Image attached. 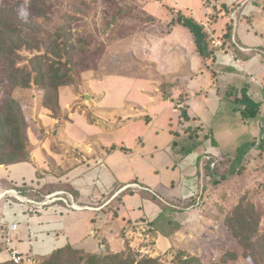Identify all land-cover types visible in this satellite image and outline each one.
Returning <instances> with one entry per match:
<instances>
[{
  "label": "rangeland",
  "instance_id": "374dc122",
  "mask_svg": "<svg viewBox=\"0 0 264 264\" xmlns=\"http://www.w3.org/2000/svg\"><path fill=\"white\" fill-rule=\"evenodd\" d=\"M17 1L21 2L24 17L41 16V7L44 13L51 12L50 15L55 17L52 15L54 0H44L39 5L35 0H0V7ZM72 1V6L65 9L77 17L71 24L72 40L78 44L72 55L82 81L79 85L61 89L63 111L68 113L69 121L58 128L57 122L52 120V111L39 106L41 89H36L37 92L29 89L14 90L13 94L21 102L34 143V158L43 161L39 163L34 159V166L24 164L25 174L29 168L33 170L35 167L36 175H32V180L25 176L19 177L14 188L7 187L6 191H0V201L22 200L28 205L26 201L30 198L23 196L20 188L30 187L42 193V201H68L71 211L86 209L85 206H91L90 201H97L98 206L105 204L113 208L121 205L117 214L113 210L106 213V216L87 218V230L97 234L101 231L95 237L82 238L79 231L75 234L77 236L72 237L75 247L88 252H99L104 240L108 242L110 250L116 252L125 246V240H129L133 250L142 255L157 257L174 247L171 252L184 250L200 255L207 262L209 248L215 244L237 250L240 253L239 264H253L243 256V249L221 222L225 214L221 212V207L229 209L246 193L253 195L252 200L264 209V152L249 154L251 161L246 163L242 174L212 185L203 193L200 205L184 209L179 219L186 224L187 229L178 232L171 244L158 243V235L146 232L150 226L147 221L159 213L157 202L140 201L138 196L120 198L121 192L129 186L134 192L145 187L172 203L185 202L197 192L202 184L197 177L200 169L197 153L178 160L170 148L174 137L170 127H178L179 114L175 108L178 105L186 108L185 101H188L192 114L199 117L198 120H191V123L214 131L218 145L214 147L208 141L207 152H214L217 158L228 156L230 159L223 162L221 172L229 169L238 146L261 137L264 127L262 119L241 120L233 113V104L223 96L227 87H233L237 80L244 77L227 74L226 70L221 72L225 68L219 64L216 66L219 73L216 72L215 77L213 69L208 70L210 60L202 62L199 58L194 59L196 53L199 57L200 54L189 29L172 22L183 15H207L204 9L213 6L214 1ZM219 1L231 9L230 12L219 14L226 24L223 29L225 33L227 27L233 25V34L243 43V30L249 28L252 35L256 33L253 40L262 41L264 0H258L263 5L261 7H257L253 0ZM61 2L62 7L69 3L66 0ZM204 22L207 23L206 19ZM220 26L216 25L215 31L219 32ZM248 51L256 55L255 50ZM227 60L235 63L230 57ZM260 67H264V61ZM251 72L238 74L254 82L256 86L251 92L263 101L264 111V73L257 76ZM9 90L0 87V105ZM181 96L185 97L184 102L178 101ZM153 116L156 124L149 126L145 122ZM95 154L96 157L88 156ZM75 162L76 167L73 165ZM43 167L61 171L48 172L54 174L51 177L43 171ZM100 167V174L92 176ZM131 180L139 183H129L115 190V183L121 181V186ZM69 182H73L72 185ZM75 186L98 188L99 192H91L85 196V200L84 197L76 199L70 193ZM116 195L117 199L111 201L112 196ZM134 199H137L135 201L139 205H136ZM72 201L85 202L80 203L82 207H76L79 203ZM123 201H128L127 206ZM48 207L50 205L45 206ZM65 207L61 204L60 209L64 211L61 215L66 212ZM122 212L127 213L126 218ZM33 214L29 213L27 218ZM162 258L165 260L164 256ZM171 258L172 253L166 259ZM39 260L42 261V258Z\"/></svg>",
  "mask_w": 264,
  "mask_h": 264
},
{
  "label": "trees",
  "instance_id": "16d2710c",
  "mask_svg": "<svg viewBox=\"0 0 264 264\" xmlns=\"http://www.w3.org/2000/svg\"><path fill=\"white\" fill-rule=\"evenodd\" d=\"M43 1L35 0V3L39 5ZM66 1L69 3L63 7V2L60 3V0L53 1L52 15L55 17L50 15L51 12L44 13L43 7H41V16L24 17L19 1L0 7V87L5 90L10 89L4 102L0 105V165L28 162L34 150V143L21 102L13 94L15 89H29L34 92H37L36 89H41L39 106L50 109L53 118L58 120V125L69 120L68 113L63 111L61 89L79 85L82 77L76 70L72 55L78 48V44L72 40L71 26L72 20L77 17L72 13H67V9L72 6L73 1ZM213 1V6H208L214 10L213 17L217 18L222 9L223 12H230L231 9L226 3H220L218 0ZM253 3L257 7L263 6L258 0H253ZM172 22L189 29L200 56L210 59V66H214L216 52L207 28L193 16L183 15ZM224 39L227 50L232 49L244 61L250 59L251 56L245 54L234 42L233 25L227 27ZM260 49L264 52V46ZM227 70L234 71L236 69L228 66ZM213 74L216 76L215 71ZM254 87V82L244 76L239 81L237 80L233 87H227L223 96L233 104L232 111L241 120L249 121L261 118L264 123L263 101L251 92ZM180 117L181 125L174 131L170 148L178 156V160L197 153L200 165L197 177L202 183H200L201 186L185 202L177 203L167 201L145 187L137 189L141 196L157 202L161 208L160 213L153 220L147 221L150 226L146 232L154 236L160 233L172 242L175 232L184 230V225L178 218L179 213L184 209L200 205L204 198L203 193L212 185H217L222 179L242 174L246 163L251 161L249 154L254 155L255 151H259L260 154L264 152L263 127L261 137L238 146L233 153L229 169L221 172L223 162L230 159L228 156L217 158L214 152H207L208 141L214 147L218 145L213 129L205 130L204 126L191 123V120H196V118H192L184 107L181 108ZM131 183L136 184L137 182ZM126 184L129 183L121 186L117 184L115 190L121 189ZM21 189L24 195L33 199L41 201L43 198V196L40 197L42 193L38 190L34 191L30 187ZM129 192H134L131 186L121 192L120 198ZM75 194L77 193L75 192ZM251 197L253 195L244 193L230 208L227 206L229 209L226 210V207L222 206L221 212L225 214L222 215L221 222L243 249V256L249 258L253 264H264V225L262 224L264 209ZM111 208L117 214L118 209L112 206H107L104 210L107 212ZM124 229L127 228L124 227ZM103 242L105 243V240ZM173 248L171 247L172 250ZM171 249L170 253L166 251L168 254L164 252L163 255L152 257L134 251L129 240H125V246L120 251H111L106 243L99 253L88 252L68 243L47 255L37 257L34 264H239L240 253L226 246L211 245L209 253H207V262L200 255H193L177 249L171 252ZM171 253L172 258L166 259ZM162 256L165 257V260ZM40 258L42 261L39 260ZM0 264L15 263L6 261Z\"/></svg>",
  "mask_w": 264,
  "mask_h": 264
},
{
  "label": "crops",
  "instance_id": "0c3cea01",
  "mask_svg": "<svg viewBox=\"0 0 264 264\" xmlns=\"http://www.w3.org/2000/svg\"><path fill=\"white\" fill-rule=\"evenodd\" d=\"M219 1V0H218ZM220 2V1H219ZM221 3H223V2H221ZM207 8V9H206ZM205 9H204V11L205 12H207V15H202V14H197V15H195L194 14V16L193 17H195L197 20H198V22L199 23H201L202 25H204L205 26V24H207L208 25V27H209V29H210V31H211V34H213L214 35V37H216L217 39H219V40H221L222 42H223V47H222V50H220V51H215L216 52V59H215V65L214 66H208V70L209 69H213V72L215 71V72H217V73H219L218 71H217V69H216V66L219 64L220 66H223L225 69H222L221 70V72L222 71H227V74H229V73H232V74H234V75H236V76H242V77H244L243 75L246 73L247 74V72L250 74V72L251 73H253V74H255V75H257L258 76V74L260 73V74H263L264 73V67L262 68V67H260V65H262L263 64V61H264V52L260 49L262 46H264V38L262 39V41L260 42V41H254L253 39H255L254 38V36L256 37V33L254 34V35H252L251 33H250V30H249V28H245L244 30H243V38H244V40H245V42H240L239 40H238V37L236 36V35H234L233 34V39H234V42L238 45V47L240 48V47H243L244 49H241L245 54H248V55H250L251 57H250V59L249 60H243L241 57H239V56H237L235 53H234V51L231 49H229L228 50V52H227V50H226V48H224L225 47V45H227V44H225V39H224V35H222V33L223 34H225V31L223 30L224 29V27H225V25L226 24H224V22H223V18L220 16L219 17V14L220 15H222L223 14V9L221 10V12H219V14H218V17L217 18H215V17H213V13H214V10H213V8H211V7H206ZM209 14V15H208ZM202 15V16H201ZM205 19H206V21H207V23L206 22H204L205 21ZM216 21V22H215ZM218 24H220L221 26H220V31L219 32H217V31H215V26L216 25H218ZM214 31V32H213ZM227 32V31H226ZM258 36V35H257ZM237 41H238V43H237ZM248 50H255L256 51V55H254L253 54V52L251 53V52H249ZM229 52H231V53H234L235 55H236V57L237 58H239L240 60H241V62H242V64H241V66H238L236 63H234V64H232V63H229V61L227 60V58L229 57L228 56V53ZM259 53V54H258ZM201 59L202 60V62L205 60L204 58H202L201 56L199 57L198 56V54L196 53L195 55H194V59H196V60H199V59ZM231 59V58H230ZM206 60H210V59H206ZM210 65H211V60H210V63H209ZM228 66H232V67H234L236 70H234V71H229V70H227V67ZM261 68H262V70H261ZM201 71H203V69H200ZM238 72H242L243 73V75H239L238 74ZM215 77H217V75L215 76ZM256 86V85H255ZM256 90V89H255ZM159 93V92H158ZM188 95V94H187ZM102 96V95H101ZM103 97H105V96H103ZM151 98H152V96L150 97V100H151ZM188 98V97H187ZM185 97L183 98L182 96H181V98H179V100L178 101H180V102H184L185 100ZM185 104H187V106H186V109H187V111H188V113H189V115L192 117V118H196L197 120H198V116H194L193 114H192V112L190 111V106H189V103H188V101H185L184 102ZM145 105H146V103H144ZM180 106L181 105H178L177 106V108H175V111L176 112H178V120H177V128H174L175 126H172V127H170V132L174 135V131H176L180 126H179V124L181 125V121H182V119H181V117H180V113H181V108H180ZM145 107V106H144ZM135 108V111H136V108H137V106H135L134 107ZM45 109H47V108H45ZM194 116V117H193ZM127 118H130V117H127ZM52 120H54L55 122H57V125H58V120L57 119H55V118H52ZM68 121L69 120H67V121H65L64 123H61V124H59L58 126V128H60V127H62V126H64L65 125V123H68ZM131 120H129L128 122H130ZM133 122V121H132ZM178 122H179V124H178ZM145 123H147L149 126H151V125H155L156 124V120H155V117L153 116L152 117V119H148V122L146 121ZM88 154V153H87ZM35 155H36V153H34V151L32 152V155H31V159H30V161H28V162H21V163H15V164H10V165H4V164H1L0 165V191L1 190H5V188H7V187H14V185L16 184L15 183V181H17V180H19L20 178L19 177H22V178H24L23 176H25V177H28L30 180H32L33 178H32V175H36V171L37 170H34L35 169V167H33V170L32 169H30L29 168V171H27V174H25L24 173V171L25 170H23V166H24V164H30L31 166H34V164H33V160L35 159L34 157H35ZM88 156H95L96 157V154L95 155H88ZM39 157V156H38ZM41 157V156H40ZM39 157V158H40ZM56 159V158H55ZM37 162H39V163H42V161H43V159H40V160H38V158H36L35 159ZM57 163L58 164H60V162L57 160ZM74 165V167H76L77 165H76V162L73 164ZM73 165H71V166H73ZM102 165V164H101ZM44 166H45V163H44ZM70 166V167H71ZM80 166V165H79ZM74 167H72V168H74ZM60 168H61V166H60ZM43 171L45 172V173H47V174H50V176L51 177H54V174H52V173H48V172H51V171H58V172H60L61 171V169H53V168H50V167H43ZM4 170H6L7 172H9V173H6V171H4ZM60 170V171H59ZM94 169H92L91 171H89V172H92ZM96 170V169H95ZM100 171H102V167H100L99 168V170H96L95 172H94V174H92V176H95L96 177V174H100ZM29 172V173H28ZM7 174H9L10 175V178L9 179H7ZM59 174V173H58ZM100 176V175H99ZM35 177V176H34ZM61 177H58L57 179H60ZM121 182V181H120ZM120 182H117V183H115L116 185L117 184H119ZM131 182H137V184L139 183L138 181H135V180H131V181H127V182H125V183H131ZM72 183L73 182H69V185L71 184L72 185ZM80 183V182H79ZM132 184V183H131ZM80 185H82V183H80ZM89 185H91V184H89ZM46 186V185H45ZM44 186V187H45ZM76 188V189H75ZM75 188L74 189H72L71 191L72 192H70L76 199H79L80 197H84V199L83 200H85V196H87L88 194H90L91 192H97V190H98V192H99V189L98 188H92V187H89V186H86V187H84L83 186V188H81V187H76L75 186ZM42 190L44 191L45 189H43L42 188ZM48 190V189H47ZM150 190V189H149ZM6 191V190H5ZM36 191V190H35ZM137 191V190H136ZM150 191H152V190H150ZM75 192L77 193V194H75ZM153 192V191H152ZM94 193V194H95ZM154 193V192H153ZM1 195V194H0ZM23 196H25V197H28V198H31V197H29V196H26V195H23ZM133 196H138L139 197V200L140 201H152L150 198H148V197H144V196H141V194L137 191V192H134V193H127V194H125L122 198H131V197H133ZM117 197H118V195H116L115 197H113L112 196V198H111V201H114L115 199H117ZM163 198V197H162ZM138 199V198H137ZM137 199H134L133 201H135V200H137ZM0 200H1V196H0ZM28 200V199H27ZM166 200V199H165ZM20 201H22V200H20ZM24 202L25 201H23L20 205H25L24 204ZM74 202H76V203H79V206L81 205L80 203H82V202H85V201H74ZM124 202H125V204H126V206H127V202L128 201H123V204H124ZM136 202V205H139V203H138V201H135ZM58 205H61V204H64V202H61V201H59L58 203H57ZM90 204H91V206H85L86 207V209H83V208H81V209H73L72 211H71V209H69V210H66V212L65 213H63L64 215H61L60 213H57V212H55V211H53V209H50L49 211H45L44 212V214L43 215H41L40 214V212H37V213H34V216L33 215H30L29 217H31V222H30V228L31 229H33V230H36L37 232H40L39 233V235L43 238V239H49V238H54V241H53V239L52 240H50L49 239V241H51V243H50V248L51 247H54V248H56L57 247V249L58 248H61V247H63V246H65L66 244H68V243H71L72 244V237L74 238V235L77 233V231H79V233H81V237L83 238V237H95L96 236V234H97V232L95 233H92V231L90 230V229H88L87 230V224H88V221H87V218L88 217H92V218H96L97 217V215L99 216V215H102V216H106V213H108V212H112L113 211V209H110L109 211H105L104 209H106L107 208V206H109V205H105V204H103V205H99L98 206V202L97 201H93V202H91L90 201ZM124 204V205H125ZM65 205V204H64ZM17 206H19V205H13L12 203H11V201H0V219L3 217V215L5 214V213H7V212H15V207H17ZM121 205H118V207H116L117 209H118V211L121 209V207H120ZM123 206V205H122ZM58 207V206H57ZM80 207H82V205L80 206ZM21 209H23L22 207H20ZM26 210V208L24 209V211ZM89 210V211H88ZM124 210V209H123ZM159 211V213H160V211H161V208H160V206H159V209H158ZM105 211V212H104ZM64 212V211H63ZM115 213V212H114ZM158 213V214H159ZM182 213V212H181ZM181 213H179L178 214V218H179V215L181 214ZM30 214H33V213H30ZM157 214V215H158ZM122 215L125 217L126 215H127V213H125V212H122ZM126 218V217H125ZM128 220H129V217L127 218ZM131 220V219H130ZM151 220H153V219H151ZM151 220H148V221H151ZM180 220V219H179ZM181 221V220H180ZM25 222H27V221H25ZM25 222H23L22 224H21V227H19L17 230H13V231H11V237L13 238V239H15V243H16V245L17 246H20V247H22L23 249H27V248H29V246H31V245H33V243H31V241H30V239H32V237H33V240L35 239L34 238V236H32V237H30L29 236V234H30V228H28V226L25 224ZM129 222V221H128ZM133 222V221H132ZM182 222V221H181ZM183 223V222H182ZM183 225H184V230H186L187 229V226H186V224L185 223H183ZM3 230L5 231H8V227H7V225H4L3 226ZM5 231V232H6ZM181 231V230H180ZM180 231H177V232H175V236H176V234L178 233V232H180ZM99 232H101V231H98V234H99ZM60 233V235H58ZM89 234V235H87V234ZM185 233V232H184ZM97 234V235H98ZM80 235V234H79ZM158 236H156L157 237V240L159 241L158 243H164V244H166V243H172V241L171 240H169V238L168 237H165V236H163V235H161L160 233H158L157 234ZM75 236H77V235H75ZM100 236V235H99ZM174 236V237H175ZM98 237V236H97ZM58 238H60L61 240H58ZM106 243L108 244V242L107 241H105V243L104 242H102V244H103V247L102 248H104L105 247V245H106ZM124 243H125V241H124ZM35 244V243H34ZM37 244V243H36ZM39 244V243H38ZM73 245V244H72ZM101 245V244H100ZM74 246V245H73ZM75 247V246H74ZM101 247V246H100ZM77 248V247H76ZM123 248H124V245H123ZM122 248V249H123ZM121 250V249H120ZM119 250V251H120ZM101 251V249L99 250V252ZM89 252H92V253H97L98 251L97 250H93V251H89ZM98 252V253H99ZM117 252V251H116ZM6 259V256H5V252H3L2 251V247H0V263L1 262H5V261H2V260H5Z\"/></svg>",
  "mask_w": 264,
  "mask_h": 264
},
{
  "label": "built area",
  "instance_id": "2783aa9c",
  "mask_svg": "<svg viewBox=\"0 0 264 264\" xmlns=\"http://www.w3.org/2000/svg\"><path fill=\"white\" fill-rule=\"evenodd\" d=\"M205 27L207 28V31L212 39V45L215 51L222 50L223 42L216 37H214L213 34H211V31L207 24H205ZM241 49H244L243 47H240ZM228 56L231 57V59L238 63L240 66L242 64L241 60L236 57L234 53H228ZM13 191H16L15 189H11ZM35 191V189H32ZM6 194V193H5ZM2 196V195H1ZM23 201H11L13 205H19L15 207V212H7L3 215V217L0 219V247H2V251L5 252L6 259L2 261H12L15 264H34L35 260L39 256H44L52 251H54L56 248L49 247L50 243L54 238H47L43 239L39 233L36 230H33L30 228V222L31 217L27 218V215L29 213H37L40 212L41 215L44 214L45 211H49L50 209H53V211L57 213H62L63 211L60 209L61 205L59 206L57 202L59 201H39L33 198L28 199L29 204L28 205H20ZM64 202L66 210H69V207L71 206L68 201H61ZM74 201H72L73 203ZM75 203V202H74ZM50 205V207L45 208V206ZM58 206V207H57ZM22 207L23 209H21ZM80 207V206H76ZM26 210L24 211V209ZM29 212V213H28ZM34 216V214H33ZM27 221V222H25ZM25 222V224L30 228V234L29 236L36 238V240L30 239L31 243L33 245L29 246L27 249H23L20 246H17L15 243V239L11 237V231L17 230L19 227H21V224ZM7 225L8 231L3 230V226ZM35 243V244H34ZM37 243V244H36ZM39 243V244H38Z\"/></svg>",
  "mask_w": 264,
  "mask_h": 264
},
{
  "label": "water",
  "instance_id": "95a60500",
  "mask_svg": "<svg viewBox=\"0 0 264 264\" xmlns=\"http://www.w3.org/2000/svg\"><path fill=\"white\" fill-rule=\"evenodd\" d=\"M86 98H87V99L89 98L88 94H86Z\"/></svg>",
  "mask_w": 264,
  "mask_h": 264
},
{
  "label": "bare ground",
  "instance_id": "6f19581e",
  "mask_svg": "<svg viewBox=\"0 0 264 264\" xmlns=\"http://www.w3.org/2000/svg\"><path fill=\"white\" fill-rule=\"evenodd\" d=\"M230 57V56H229ZM231 58V57H230ZM236 63V62H235ZM238 66H240L238 63H236ZM15 194V193H14Z\"/></svg>",
  "mask_w": 264,
  "mask_h": 264
}]
</instances>
